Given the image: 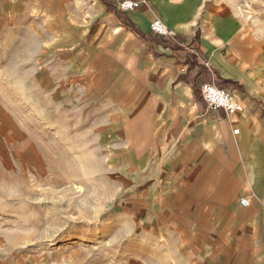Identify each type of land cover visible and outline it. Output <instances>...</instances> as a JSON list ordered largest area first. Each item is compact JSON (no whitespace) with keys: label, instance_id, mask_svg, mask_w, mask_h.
Instances as JSON below:
<instances>
[{"label":"crops","instance_id":"0c3cea01","mask_svg":"<svg viewBox=\"0 0 264 264\" xmlns=\"http://www.w3.org/2000/svg\"><path fill=\"white\" fill-rule=\"evenodd\" d=\"M71 1L75 12L70 0H0V18L40 20L46 38L37 50L45 52L47 83L62 101L86 93L87 53L108 56L101 90L130 101L127 114L142 117L144 146L160 155L165 201L187 226L205 229L193 235L209 244V264H264L261 43L214 0H138L131 11L121 10L120 0ZM155 17L175 40L150 32ZM205 82L231 91L243 111L208 109L199 89Z\"/></svg>","mask_w":264,"mask_h":264},{"label":"rangeland","instance_id":"374dc122","mask_svg":"<svg viewBox=\"0 0 264 264\" xmlns=\"http://www.w3.org/2000/svg\"><path fill=\"white\" fill-rule=\"evenodd\" d=\"M214 1L264 49V0ZM35 19L0 18V264H209L205 229L165 201L142 117L101 90L109 57L87 53L86 93L62 101Z\"/></svg>","mask_w":264,"mask_h":264},{"label":"built area","instance_id":"2783aa9c","mask_svg":"<svg viewBox=\"0 0 264 264\" xmlns=\"http://www.w3.org/2000/svg\"><path fill=\"white\" fill-rule=\"evenodd\" d=\"M139 6L138 0H120L118 7L123 11H131ZM150 32L154 35L175 40L177 33L169 28L160 18L155 17L150 23ZM200 95L210 110L221 109L227 116L236 115L243 111V104L227 88L215 83L205 82L199 87ZM244 206L249 205L248 198L240 200Z\"/></svg>","mask_w":264,"mask_h":264}]
</instances>
